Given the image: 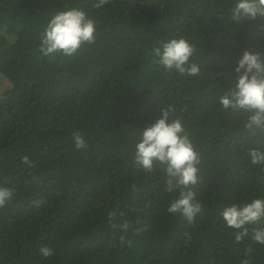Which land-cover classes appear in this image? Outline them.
Returning <instances> with one entry per match:
<instances>
[{"label":"trees","instance_id":"16d2710c","mask_svg":"<svg viewBox=\"0 0 264 264\" xmlns=\"http://www.w3.org/2000/svg\"><path fill=\"white\" fill-rule=\"evenodd\" d=\"M95 3L0 0V84L9 82L0 92V186L15 190L0 209V264H264V245L251 239L264 219L237 243L220 215L264 198V170L248 155L264 150V135L242 126L243 112L219 104L242 53L264 54V18L236 24L235 0ZM69 7L95 21V42L71 58L43 56L41 32ZM180 37L195 48L189 63H198V76L165 70L152 52ZM170 105L201 155L193 191L203 213L192 224L167 212L178 192L165 191L160 164L147 172L134 163L140 131ZM76 131L83 149L74 146ZM112 210L123 214L116 223L133 228H113ZM42 246L54 254L43 257Z\"/></svg>","mask_w":264,"mask_h":264},{"label":"clouds","instance_id":"9594fccd","mask_svg":"<svg viewBox=\"0 0 264 264\" xmlns=\"http://www.w3.org/2000/svg\"><path fill=\"white\" fill-rule=\"evenodd\" d=\"M109 0H97L96 8L107 4ZM230 19L236 24L245 18L255 20L264 18V0H235L229 9ZM95 21L87 13L77 7H69L55 12L48 20L40 35L39 51L43 56L55 59L59 53L65 57H73L79 53L85 44H93L96 40ZM158 63L167 71L175 70L180 75L198 76V63H189L195 53V48L183 37L162 41L161 46L152 49ZM262 53L245 50L234 69L236 75L230 86L219 97L222 108L232 112H243L242 126L249 132H259L264 135V59ZM162 116L154 123L140 131V139L135 144L134 163L147 172L153 170L154 162H158L161 171L166 174L165 191L177 193L169 203L167 212L180 214L188 223L195 222L198 214L203 213L201 202L196 199L193 187L197 184L201 155L185 130L180 117L173 118V108L161 109ZM72 139L77 150L86 147V141L79 131L73 132ZM253 165L264 170V150L252 148L248 153ZM22 163L29 168L35 165L27 155L22 157ZM35 179V177H33ZM15 190L0 186V209L5 208L13 200ZM40 201H34L39 207ZM220 215L228 228L235 230V241L240 243L250 235L249 226L258 224L264 219V198H253L241 205L233 204L223 207ZM118 216H123L115 210L107 213V221L113 228H122L125 233L133 228L129 221L116 223ZM140 224V221L136 222ZM147 226L136 227V233L146 230ZM251 239L264 245V228H252ZM121 244L131 246V240L120 237ZM40 254L47 258L54 254L48 246L39 249ZM251 252L247 249L246 255ZM241 264H252L250 259H244Z\"/></svg>","mask_w":264,"mask_h":264},{"label":"rangeland","instance_id":"374dc122","mask_svg":"<svg viewBox=\"0 0 264 264\" xmlns=\"http://www.w3.org/2000/svg\"><path fill=\"white\" fill-rule=\"evenodd\" d=\"M15 75H16V77L21 78V79H23V76H25L23 74L21 75V70H19ZM8 85H9L8 81H6V80L2 81V85L0 84V92L3 90L4 86L7 87Z\"/></svg>","mask_w":264,"mask_h":264}]
</instances>
